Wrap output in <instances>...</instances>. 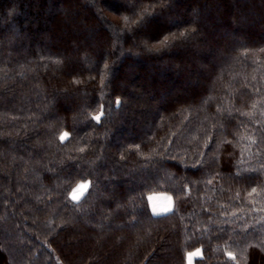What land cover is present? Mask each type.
Listing matches in <instances>:
<instances>
[{
    "label": "trees",
    "instance_id": "1",
    "mask_svg": "<svg viewBox=\"0 0 264 264\" xmlns=\"http://www.w3.org/2000/svg\"><path fill=\"white\" fill-rule=\"evenodd\" d=\"M196 250L264 264V0H0V264Z\"/></svg>",
    "mask_w": 264,
    "mask_h": 264
},
{
    "label": "crops",
    "instance_id": "2",
    "mask_svg": "<svg viewBox=\"0 0 264 264\" xmlns=\"http://www.w3.org/2000/svg\"><path fill=\"white\" fill-rule=\"evenodd\" d=\"M150 207L151 211L154 215H165L170 213L174 207V201L170 195L167 194H154L150 198ZM197 255H194L191 263L194 264L195 259L200 256V251L196 252ZM188 256L187 255V264H188Z\"/></svg>",
    "mask_w": 264,
    "mask_h": 264
},
{
    "label": "snow or ice",
    "instance_id": "3",
    "mask_svg": "<svg viewBox=\"0 0 264 264\" xmlns=\"http://www.w3.org/2000/svg\"><path fill=\"white\" fill-rule=\"evenodd\" d=\"M102 115L103 114H101V115H97V116H95V117H93V119L94 120H96V121H101V119H102ZM68 137V133L67 132H65L61 137H60V139L61 140H65L66 138ZM88 187V185H81V187H80V189H78V192H82L84 189H86ZM74 199H78V196H74L73 197ZM194 255H197L196 253H191V254H189V257H188V260H189V264H191V261H192V258H193V256Z\"/></svg>",
    "mask_w": 264,
    "mask_h": 264
},
{
    "label": "rangeland",
    "instance_id": "4",
    "mask_svg": "<svg viewBox=\"0 0 264 264\" xmlns=\"http://www.w3.org/2000/svg\"><path fill=\"white\" fill-rule=\"evenodd\" d=\"M88 185V183L87 182H82V183H79V184H77V186L73 189V191H72V193H71V196H72V198L74 197V196H78V199H80L82 196H83V194L85 193V191H86V189L88 188H86V189H84L82 192H78V189H80V187H81V185ZM74 199V198H73ZM78 199H74V200H78ZM196 252H198V250H196V251H193V252H190V253H188V254H191V253H196ZM189 257V256H188ZM188 264H189V261H188ZM191 264H193V263H191Z\"/></svg>",
    "mask_w": 264,
    "mask_h": 264
}]
</instances>
